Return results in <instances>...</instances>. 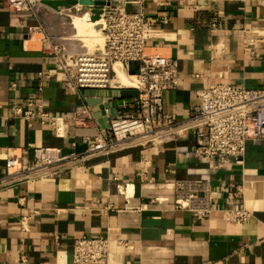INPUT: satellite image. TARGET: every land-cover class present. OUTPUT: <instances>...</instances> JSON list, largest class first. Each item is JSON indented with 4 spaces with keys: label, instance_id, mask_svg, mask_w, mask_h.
<instances>
[{
    "label": "crops",
    "instance_id": "1",
    "mask_svg": "<svg viewBox=\"0 0 264 264\" xmlns=\"http://www.w3.org/2000/svg\"><path fill=\"white\" fill-rule=\"evenodd\" d=\"M144 13L153 32L147 53L178 62V89L164 95L178 120L211 85L264 88V0H154ZM34 23L31 13L0 0V179L9 155L25 154L31 165L36 147L81 154L83 139L96 138L98 126L71 121L79 102L61 83L43 80L38 91L39 74L43 79L53 62L42 53L43 35L27 34ZM31 98L57 127L39 119L29 126L15 114ZM193 145L186 136L94 156L47 179L7 178L0 187V264H72L73 240L105 235L112 240L109 264H264V140H248L243 164L218 172L195 157ZM185 178L211 179L217 210L239 204L233 187L242 186L250 221L230 224L219 211L198 221L171 205L140 211L152 197L172 198L174 182Z\"/></svg>",
    "mask_w": 264,
    "mask_h": 264
},
{
    "label": "built area",
    "instance_id": "2",
    "mask_svg": "<svg viewBox=\"0 0 264 264\" xmlns=\"http://www.w3.org/2000/svg\"><path fill=\"white\" fill-rule=\"evenodd\" d=\"M44 1L6 0L12 10L31 13L35 23L26 26L27 34L43 35L42 53L53 62V69L43 79V74H39L38 91L42 92L45 86L43 80L61 83L79 102L71 121L77 127L98 126L96 138L83 139L87 149L81 154L63 155L58 147H36L31 165L26 162L25 154L9 155L7 174L0 179V187L9 183L6 179L10 177L47 179L94 156H107L128 148L158 147L186 136L193 140L195 157L205 162L210 171L218 172L225 170L230 162L243 164L248 140H264V88L214 84L197 92L199 101L187 118L178 120L166 111L164 95L178 89L180 78L175 59L147 53L153 32L144 5L154 0H110L108 6L100 8L76 4L65 9L49 8ZM94 10H100L94 23H100L95 29L101 35L102 45L89 52L84 50L86 46L71 24L73 16L84 14L93 22ZM63 15L70 19L71 28L63 23L60 26L66 31L54 30L57 24L49 27L54 17L60 19ZM115 65L127 75L134 72L132 76L137 80L129 89L136 90L137 95L123 103V110L117 111L110 118L109 127L103 130L94 116V108L105 107L107 115V93L127 89L114 82ZM111 98V102L116 100ZM90 99L104 102L92 107L87 103ZM14 111L29 126L35 119L42 124L58 125L57 119L43 111L36 98L29 99L25 105H16ZM211 188V179H179L173 184L172 198L152 197L139 209L171 205L174 210L191 213L198 221H204L216 211L222 212L230 224L250 221L252 214L244 203L242 186L233 187L234 199L241 202L222 210L215 209L211 203ZM128 189L125 186L123 194ZM118 244L127 247L125 243ZM111 245L109 235L77 238L73 240L72 264H109Z\"/></svg>",
    "mask_w": 264,
    "mask_h": 264
},
{
    "label": "water",
    "instance_id": "3",
    "mask_svg": "<svg viewBox=\"0 0 264 264\" xmlns=\"http://www.w3.org/2000/svg\"><path fill=\"white\" fill-rule=\"evenodd\" d=\"M110 0H72V1H58V0H46L43 2V4L49 8L57 9L59 7H69L76 4L82 5L84 7L87 6H94L96 8L104 7L109 5ZM100 13V10H94V16L91 18L93 22L98 20V15ZM131 75H134L133 71H130ZM109 97L107 98L106 102H108V108L110 109L109 112L106 115V112L104 111L105 107L100 108H94V116L98 120V124H100L101 128L103 130H106L109 127V120L110 118H113L115 114L117 113V106H120L124 103L125 100L127 102L129 99L135 97L137 95V91L134 89H121L118 91L109 92ZM111 97L116 98V102H111ZM104 102L103 99L99 100H88L87 103L90 106H95L97 104H101Z\"/></svg>",
    "mask_w": 264,
    "mask_h": 264
},
{
    "label": "bare ground",
    "instance_id": "4",
    "mask_svg": "<svg viewBox=\"0 0 264 264\" xmlns=\"http://www.w3.org/2000/svg\"><path fill=\"white\" fill-rule=\"evenodd\" d=\"M99 24H100L99 22L94 23V22L89 21L88 16L84 14L80 16H74L73 22L71 25H72V29L75 31L76 34L77 33L82 34V30H83V32L88 38H95V34L99 32L97 29H95V26ZM78 37L80 39L83 38L82 35ZM114 71L116 73V78L114 82H116L119 86L123 88H132L135 85L136 80H137L136 77L132 75H127L126 73H124L120 69L119 65L114 66Z\"/></svg>",
    "mask_w": 264,
    "mask_h": 264
},
{
    "label": "rangeland",
    "instance_id": "5",
    "mask_svg": "<svg viewBox=\"0 0 264 264\" xmlns=\"http://www.w3.org/2000/svg\"><path fill=\"white\" fill-rule=\"evenodd\" d=\"M61 9H65V7H62ZM73 17H72V19H73ZM46 21H47V19H46ZM51 21H52L53 25H56V24L58 25L57 27H54V30H56L58 32L59 31L60 32L61 31H66L65 29L61 28L60 25L62 23L65 24L66 27L68 26L67 28H71L70 19L66 15H63L62 18H60V19H57L56 17H54ZM48 22H49V20H48ZM74 33H75V31H74ZM80 35L83 36V38L81 40L84 42V45L86 46L84 50H88L89 52H91V51H93L95 49L96 45H102V40H101V37H100L101 35L99 34V32L95 34V38H88L85 35V33L83 32V30H82V34L77 33V36H80Z\"/></svg>",
    "mask_w": 264,
    "mask_h": 264
}]
</instances>
